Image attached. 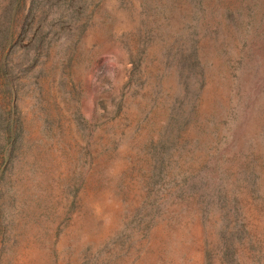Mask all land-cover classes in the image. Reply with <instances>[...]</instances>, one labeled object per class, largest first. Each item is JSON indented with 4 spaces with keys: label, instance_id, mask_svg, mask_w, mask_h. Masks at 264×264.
<instances>
[{
    "label": "rangeland",
    "instance_id": "obj_1",
    "mask_svg": "<svg viewBox=\"0 0 264 264\" xmlns=\"http://www.w3.org/2000/svg\"><path fill=\"white\" fill-rule=\"evenodd\" d=\"M0 264H264V0H0Z\"/></svg>",
    "mask_w": 264,
    "mask_h": 264
}]
</instances>
